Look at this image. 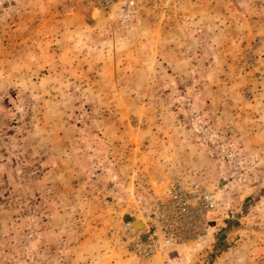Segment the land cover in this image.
<instances>
[{"label": "rangeland", "instance_id": "rangeland-1", "mask_svg": "<svg viewBox=\"0 0 264 264\" xmlns=\"http://www.w3.org/2000/svg\"><path fill=\"white\" fill-rule=\"evenodd\" d=\"M190 4L0 0V264H133L112 229L180 174L217 210L142 264H264V0Z\"/></svg>", "mask_w": 264, "mask_h": 264}, {"label": "built area", "instance_id": "built-area-1", "mask_svg": "<svg viewBox=\"0 0 264 264\" xmlns=\"http://www.w3.org/2000/svg\"><path fill=\"white\" fill-rule=\"evenodd\" d=\"M121 0H68L107 13ZM218 207L214 189L200 180L180 174L172 178L150 201L137 197L129 216L111 231L113 248L133 264H142L163 250L202 238L209 215ZM141 221L138 227L137 222Z\"/></svg>", "mask_w": 264, "mask_h": 264}, {"label": "crops", "instance_id": "crops-1", "mask_svg": "<svg viewBox=\"0 0 264 264\" xmlns=\"http://www.w3.org/2000/svg\"><path fill=\"white\" fill-rule=\"evenodd\" d=\"M186 1L191 3L190 6L188 7L189 12H187L189 15L197 14L200 12V10H201L200 13L203 14V11L208 10V6H209L208 3L210 2V0H186ZM164 33H169L170 35H173L176 32L173 31V29H165Z\"/></svg>", "mask_w": 264, "mask_h": 264}, {"label": "bare ground", "instance_id": "bare-ground-1", "mask_svg": "<svg viewBox=\"0 0 264 264\" xmlns=\"http://www.w3.org/2000/svg\"><path fill=\"white\" fill-rule=\"evenodd\" d=\"M140 223H141V221L137 222L136 225L139 227L142 224V223L141 224Z\"/></svg>", "mask_w": 264, "mask_h": 264}]
</instances>
